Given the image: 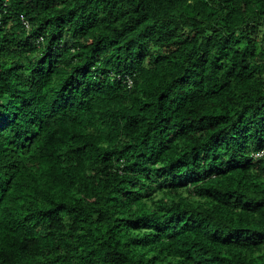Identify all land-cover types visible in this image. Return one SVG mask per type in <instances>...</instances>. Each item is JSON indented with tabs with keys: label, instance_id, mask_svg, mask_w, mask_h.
I'll list each match as a JSON object with an SVG mask.
<instances>
[{
	"label": "trees",
	"instance_id": "obj_1",
	"mask_svg": "<svg viewBox=\"0 0 264 264\" xmlns=\"http://www.w3.org/2000/svg\"><path fill=\"white\" fill-rule=\"evenodd\" d=\"M260 149L264 0H0V264H264Z\"/></svg>",
	"mask_w": 264,
	"mask_h": 264
},
{
	"label": "built area",
	"instance_id": "obj_2",
	"mask_svg": "<svg viewBox=\"0 0 264 264\" xmlns=\"http://www.w3.org/2000/svg\"><path fill=\"white\" fill-rule=\"evenodd\" d=\"M25 25L28 26V24L25 22ZM264 156V149H260L256 153H254V157H261Z\"/></svg>",
	"mask_w": 264,
	"mask_h": 264
}]
</instances>
